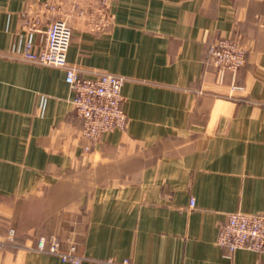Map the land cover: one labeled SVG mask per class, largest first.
<instances>
[{"label": "crops", "instance_id": "obj_1", "mask_svg": "<svg viewBox=\"0 0 264 264\" xmlns=\"http://www.w3.org/2000/svg\"><path fill=\"white\" fill-rule=\"evenodd\" d=\"M30 1L0 0V264H66L30 249L49 236L80 264H264L216 244L227 214H264V0H109L107 31L70 21L79 76L124 79L126 129L87 151L64 71L16 53ZM221 36L246 59L218 83Z\"/></svg>", "mask_w": 264, "mask_h": 264}, {"label": "built area", "instance_id": "obj_2", "mask_svg": "<svg viewBox=\"0 0 264 264\" xmlns=\"http://www.w3.org/2000/svg\"><path fill=\"white\" fill-rule=\"evenodd\" d=\"M108 6L109 0L30 1L18 31L21 41L16 53L22 61L64 71V81L73 93L71 104L82 120L81 137L87 142L85 151L105 133L124 131L128 122L121 106L124 79L111 74L83 79L66 60L72 34L70 21L79 22L87 31L103 33L112 22ZM206 56L214 67L218 83H222L225 73L235 75L244 66L246 49L238 39L221 36L208 47ZM14 237V229H9L7 241L12 242ZM216 244L229 254L246 249L264 255V214H227L218 230ZM30 249L57 256L66 264H80L82 260L73 244L67 252H62L55 236L38 238ZM103 264L114 263L106 260Z\"/></svg>", "mask_w": 264, "mask_h": 264}]
</instances>
